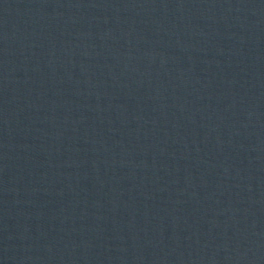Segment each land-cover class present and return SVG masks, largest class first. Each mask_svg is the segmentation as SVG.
Here are the masks:
<instances>
[{
    "label": "water",
    "instance_id": "obj_1",
    "mask_svg": "<svg viewBox=\"0 0 264 264\" xmlns=\"http://www.w3.org/2000/svg\"><path fill=\"white\" fill-rule=\"evenodd\" d=\"M0 264H264V0H0Z\"/></svg>",
    "mask_w": 264,
    "mask_h": 264
}]
</instances>
